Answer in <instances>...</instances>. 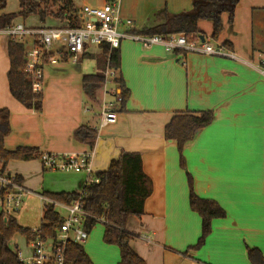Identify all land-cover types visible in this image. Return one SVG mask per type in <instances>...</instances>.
I'll list each match as a JSON object with an SVG mask.
<instances>
[{
  "label": "crops",
  "instance_id": "obj_1",
  "mask_svg": "<svg viewBox=\"0 0 264 264\" xmlns=\"http://www.w3.org/2000/svg\"><path fill=\"white\" fill-rule=\"evenodd\" d=\"M109 1L73 0L79 9L101 8ZM192 2L120 0V17L132 22L121 29L131 33L155 27L164 9L178 15L190 12ZM5 10L0 15L19 13V1L15 13ZM222 22L224 28L218 40L211 38V22H200V30L215 44L227 43L235 60L196 53L169 54L161 46L143 49L130 40L122 41L119 74L130 91L125 112L120 111L115 99L120 91L115 82L106 87L84 86L86 75L81 84L76 79L63 82L59 77L67 76L66 64L46 69L41 112L26 109L10 93V39L0 33V110L10 111L12 127L5 140L6 149L37 148L42 154L92 152L94 175L106 171L123 152L141 154L143 171L152 181L153 190L144 215L130 218L127 231L135 235L131 246L147 264H256L249 260L248 248L258 249L264 257V76L260 73L264 67V0H240L233 22H229L228 15L222 16ZM15 24L29 28L66 25L49 20V26H44L35 16L27 21L19 18ZM93 48L86 47L77 65L101 54L100 49L94 54ZM95 66V73L90 75L99 72L96 60ZM104 71L100 72L103 76ZM107 98L111 99L108 103L116 104L117 121L102 126V104ZM206 111L214 113V121L186 144L183 170L177 144L166 140L165 128L175 114ZM81 127L96 132L93 148L76 139L75 133ZM12 164L18 171L12 172L13 177H20V185L38 198L79 193L86 180L85 174L47 175L39 159L11 161L5 171L10 176ZM29 164L32 167L27 168ZM187 174L193 179L196 195L215 201L226 212V218L212 222V233L199 249L192 248L202 235V220L190 208ZM100 225L104 235L102 223L95 227ZM97 242L95 247L89 234L83 244L92 262L118 264V248ZM9 246L20 255L16 245ZM96 249L105 256L99 258ZM30 254L29 246L26 256Z\"/></svg>",
  "mask_w": 264,
  "mask_h": 264
},
{
  "label": "trees",
  "instance_id": "obj_2",
  "mask_svg": "<svg viewBox=\"0 0 264 264\" xmlns=\"http://www.w3.org/2000/svg\"><path fill=\"white\" fill-rule=\"evenodd\" d=\"M20 11L17 14L0 15V31H4L15 25L17 19L27 21L31 17H37L41 24L53 20L65 23L71 28H78L83 22L82 10L73 0H18ZM240 0H193V8L190 12L172 15L164 9L159 13L161 22L155 27L144 28L141 31H132V34L154 36L162 35L170 37L185 34L189 39L201 40L206 35L200 30V22L208 21L213 25L211 38L218 40L224 25L222 16L228 15L232 23L235 11ZM7 7V0H0V12ZM227 49L230 46L225 43ZM101 54L93 57L96 60L99 72L95 75H86L83 78L84 86H103L105 79L103 70L109 67L115 72V83L121 90L120 111H126V105L130 99V91L127 89L121 75L120 55L118 50H111L107 44L98 47ZM25 46L9 40L8 56L10 68L8 71V83L10 93L14 99L28 110L41 112L43 95L35 96L31 92L30 83L21 69L25 63ZM214 121L212 111L200 113L175 114L171 122L165 128V138L177 144L180 155V167L186 170L184 148L192 142L197 135L210 126ZM12 133L10 111L0 110V171L5 172L11 161L30 162L41 158L42 153L37 148L19 147L13 151L7 150L5 140ZM75 137L81 143L94 147L97 134L95 131L81 127ZM99 183L87 189V195L82 200L83 209L89 213L90 218L86 223L88 234L95 226L104 220L103 242L106 245L115 246L119 250L120 261L118 264H147L132 248L131 242L135 235L127 231L130 218H141L144 215V206L152 195V181L143 171L142 157L139 153L123 152L118 159L111 162L109 168L96 175ZM18 184L20 177H15ZM189 187V204L193 212L202 220V235L195 247L204 246L206 239L212 233V222L216 219L226 218V212L218 203L212 200L202 199L195 194L192 177L187 174ZM6 191L0 189V197H4ZM47 197L57 203L70 205L79 197V193L47 194ZM63 218L54 206H44L42 213V225L34 231L20 226L15 216L5 219L0 214V264H25L19 259L17 250L10 248L12 240L20 235L29 242L37 237L45 239L55 237ZM247 256L252 263L264 264L262 253L256 248H248ZM259 256L260 261L257 262ZM66 264H94L86 253L84 246L70 242L67 247Z\"/></svg>",
  "mask_w": 264,
  "mask_h": 264
},
{
  "label": "built area",
  "instance_id": "obj_3",
  "mask_svg": "<svg viewBox=\"0 0 264 264\" xmlns=\"http://www.w3.org/2000/svg\"><path fill=\"white\" fill-rule=\"evenodd\" d=\"M82 23L78 28L63 26L59 28L40 27L29 28L23 24H15L3 32L10 40L25 46V63L21 69L30 83L31 92L35 96L43 94L44 75L47 68L61 64L77 65L84 56L86 47H100L107 44L111 50H119L124 40H130L150 49L161 46L166 53H196L206 57H226L236 59V55L225 46L215 44L211 38L203 40L189 39L185 34L165 37L162 35L145 36L128 33L121 29L122 25L130 26V20L123 21L120 17V0H111L101 8L84 6ZM185 65V64H184ZM260 73L264 76V67ZM105 87L114 83L115 72L107 65L104 71ZM120 89V88H119ZM117 103H121V90L115 94ZM115 103L103 102L102 126L114 124L117 121ZM40 161L45 170L63 173L85 174L84 186L79 197L70 205H64L40 195L44 206H54L67 212L55 237L42 239L37 237L30 242L31 254L19 259L25 264H66L67 247L70 242L83 245L89 239L86 223L90 218L82 207V200L87 195V189L98 184L99 178L92 171V152L86 154H51L43 153ZM0 189L6 191L2 197L3 215L5 219L20 207L22 195L30 194L15 180V177L0 171ZM43 206V207H44ZM104 223V220H99Z\"/></svg>",
  "mask_w": 264,
  "mask_h": 264
},
{
  "label": "rangeland",
  "instance_id": "obj_4",
  "mask_svg": "<svg viewBox=\"0 0 264 264\" xmlns=\"http://www.w3.org/2000/svg\"><path fill=\"white\" fill-rule=\"evenodd\" d=\"M17 9H18V0H8V4H7V8H6L5 12L15 13L17 11ZM32 22L34 23L35 21H32ZM44 26H49V25L45 24ZM37 28H40V27H37ZM91 51L94 54L100 53L99 48H97V47L93 48ZM65 67H66L65 70L67 71V76H65V77L60 76L59 77V79L63 82H70V81H72V79H76L79 82V84H81L80 80H81L83 75L94 74L96 71L95 59H91V60L85 59L79 65H74V64L69 62L68 64H66ZM84 97H85V94H84ZM101 97H102V95H101ZM91 100H93V97H91ZM96 101H97V99H96ZM106 101L109 102V101H111V99L107 98ZM100 102L102 103L101 99H100ZM92 103H94V101ZM113 103H114V101H113ZM93 105L96 106L95 103ZM81 111L84 112V101H83V107L81 108ZM51 154H58V153H51ZM15 165L16 164H12V166H10L11 167L10 171H11L12 176H15V174L12 172H18L16 170ZM17 165H21V164H17ZM34 165H35V167H37L36 164H34ZM29 167H32L31 164H29V166L27 168H29ZM51 173L60 174L63 172H59V171L55 172V171L46 170L47 175L51 174ZM33 183H36V180H33ZM40 183H41V181H40ZM49 183H50V176H47V181H46L47 186H49ZM33 190L34 189H32V191ZM34 192H36V191L34 190ZM38 193L42 194L43 191H40ZM37 196L35 194H33L32 192H31V194L22 195L20 198V201H21L20 207L13 214L15 216V218L17 219L18 224L24 228H29V229L34 230V229L41 227V224H42L41 220H42V213H43V206L44 205H43L42 201ZM1 200H2V197H0V212L3 211V206H1ZM58 211L62 217H65L67 215V212L65 210L58 209ZM90 234L92 236V239H94L95 247L98 245L97 241L100 242V240H101V242L103 243V232H102V226L101 225L99 227L97 226V228L95 227L91 231ZM28 243H29V241H27V239L25 237L18 235L12 240L11 247L15 248V245H16L19 248L20 255H22L23 257H26V255L28 254V251H29V246H30ZM95 252L99 256V258H103L105 256L104 253L98 249H96Z\"/></svg>",
  "mask_w": 264,
  "mask_h": 264
},
{
  "label": "water",
  "instance_id": "obj_5",
  "mask_svg": "<svg viewBox=\"0 0 264 264\" xmlns=\"http://www.w3.org/2000/svg\"><path fill=\"white\" fill-rule=\"evenodd\" d=\"M201 40H203V37L201 38Z\"/></svg>",
  "mask_w": 264,
  "mask_h": 264
}]
</instances>
